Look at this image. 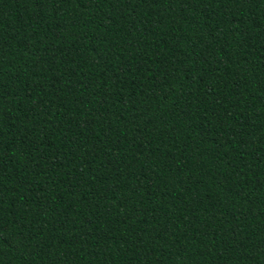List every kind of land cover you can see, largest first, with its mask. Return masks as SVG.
<instances>
[{"label":"trees","instance_id":"trees-1","mask_svg":"<svg viewBox=\"0 0 264 264\" xmlns=\"http://www.w3.org/2000/svg\"><path fill=\"white\" fill-rule=\"evenodd\" d=\"M0 264H264V0H0Z\"/></svg>","mask_w":264,"mask_h":264}]
</instances>
